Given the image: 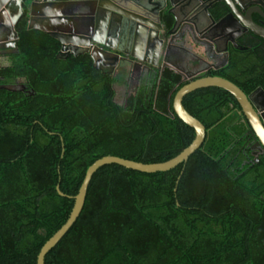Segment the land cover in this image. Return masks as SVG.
I'll list each match as a JSON object with an SVG mask.
<instances>
[{"label":"trees","instance_id":"obj_1","mask_svg":"<svg viewBox=\"0 0 264 264\" xmlns=\"http://www.w3.org/2000/svg\"><path fill=\"white\" fill-rule=\"evenodd\" d=\"M30 1L16 47L0 54V85H14L0 88V264L36 263L97 159L161 163L195 136L172 109L181 74L165 67L123 81L88 53L60 56L57 39L27 28ZM255 63L232 50L207 75L246 93L264 89L263 76L246 73ZM182 105L205 128L199 149L165 172L99 168L44 264H264V153L244 164L248 137L235 133L239 106L227 91L197 89Z\"/></svg>","mask_w":264,"mask_h":264},{"label":"water","instance_id":"obj_2","mask_svg":"<svg viewBox=\"0 0 264 264\" xmlns=\"http://www.w3.org/2000/svg\"><path fill=\"white\" fill-rule=\"evenodd\" d=\"M216 2H221L228 11L223 17L219 16L223 6H214ZM23 3L25 0H0V14H3L9 31V35L0 42H10L13 48L17 42L14 26L23 15ZM27 12V28L44 31L57 39L61 45L60 56L88 53L95 69L109 68L110 73L126 62L131 69L133 66L153 71L158 69L161 75L163 68H171L170 53L180 48L179 43L185 39L192 46L203 49V53L207 47L216 50L215 39L205 36L196 39L192 33L203 17L210 21L211 28L227 20L238 27L248 26L255 36L264 39V29L250 24V18L243 14L237 0H32ZM168 17L171 19L170 25L167 23ZM185 22H190L193 28L189 25L188 30L184 31L182 26ZM178 27L183 30V36L176 38ZM227 41L233 44L232 39ZM225 52V55L228 54L227 46ZM171 69L181 74L186 82L175 93L172 109L184 124L194 130L191 144L177 156L161 163L146 164L116 156H104L94 161L87 168L79 190L73 197L74 203L67 220L40 248L35 264H44L46 254L73 225L82 210L88 184L99 168L115 164L146 174L165 172L185 163L199 149L205 138V128L182 105L183 97L197 89L216 87L231 94L255 133L256 145L264 150V113H261V121L252 106L253 101L240 88L222 77L207 75L210 67L203 73L185 72L175 67ZM0 88L11 89L6 85H0ZM257 90L263 92L261 88ZM56 190L60 196H64L58 186Z\"/></svg>","mask_w":264,"mask_h":264},{"label":"flooded vegetation","instance_id":"obj_3","mask_svg":"<svg viewBox=\"0 0 264 264\" xmlns=\"http://www.w3.org/2000/svg\"><path fill=\"white\" fill-rule=\"evenodd\" d=\"M237 1L239 2L241 8L243 9V14L244 15L247 14L246 16L250 18V22H251L250 24L253 27H259V28L264 29V0H237ZM221 4H222L221 2H216L214 4V6H223ZM227 12L228 11L223 6V9L219 13L220 14L219 16L223 17ZM187 19H190V18H187ZM187 19H185V20H187ZM246 20H247V18H246ZM190 22H191V20H190ZM190 22L189 23L185 22V25L183 24V26L181 24L184 31L188 30L189 25L191 26ZM204 24H205L204 26L200 25L201 27H199V25L196 26V30L195 31L193 30L192 33L196 39H198L197 37H201V36H205L206 38L215 39L216 45H217L216 50L215 49L209 50V48L207 47L206 52H204L203 57H200V56L198 57L200 60L199 64H198V62L195 63L193 61L192 62L190 61L189 66L193 67V69L192 70L191 69L185 70V72L200 71L203 73V71L206 70L207 67H210V69H212L211 67H213L216 70L222 69L228 63L230 52H232V50H233L235 54L242 55L246 61L247 60L256 61V63L253 65H246V66H248L246 68L247 74H250L251 76H255L256 78H257V76L258 77H260V76L264 77V39H262L258 36H255L252 33V31L248 28V26L247 27L245 26V28L242 26L238 27V26H235L233 23H231L230 21H227V20L225 22H222L218 26H214L212 28L209 27L210 26L209 20L206 21ZM0 25L3 26V27L0 26V40H2L3 38H6L9 35V31L6 28V21H5L3 14H0ZM229 27H230V29H228ZM183 30L180 29V27H178L176 29V33H175L176 38L179 37V35L183 36ZM196 39H194V40H196ZM231 39H232L233 44H231L230 41H227V40H231ZM226 42H227V45H226ZM225 46H227V50H228V54H226V55H225V53H226L225 52ZM13 49L14 48L11 46L10 42H0V54L9 53ZM217 51H220V53L219 52L217 53ZM191 52H192V50H191ZM192 53L194 54V52H192ZM217 54L220 55V56H218L219 57L218 61L216 62L215 65L211 66V63H209L208 60L213 58V57L216 58ZM201 62H203V64ZM122 67H123L122 65H119V68H117L118 70L117 71L114 70L113 73H115V72H116L115 74L119 73V71H120L119 69H121ZM154 69H156V68H154ZM215 69H213V70H215ZM102 70L110 72L109 68L102 67ZM134 72H139L141 77L146 76V79H149L153 70H151V69L145 70L139 66H133L132 67V73L129 74L128 81H130L131 75ZM6 86L14 88L13 87L14 85H6ZM258 88H261V90L263 92L257 90ZM244 94L247 97H249L250 100L253 101L252 106L255 109V111L257 112V115L259 116L261 121H263V118L261 117V113H264V89L260 86H257L256 88H254L250 92H247V93L245 92ZM256 107L259 109V111L256 109ZM236 112H237L239 118H238V120L235 119V121H234V124L237 126L235 133H237V135H242V136L248 137L246 139V148H249V150H250L251 159L245 161L244 164L247 163V165L251 166L254 162L257 161V158L262 153H264V150L261 147H259L258 145H256L257 140L254 138L255 133L252 131L250 125L248 124L245 117L241 113L240 108Z\"/></svg>","mask_w":264,"mask_h":264},{"label":"crops","instance_id":"obj_4","mask_svg":"<svg viewBox=\"0 0 264 264\" xmlns=\"http://www.w3.org/2000/svg\"><path fill=\"white\" fill-rule=\"evenodd\" d=\"M206 21H208V19H205V17H203L202 22L198 23L199 27H201L200 25L204 26L205 25L204 23ZM50 26H53V25H50ZM179 47L180 48H176L169 55V61H170L171 68L175 67L177 70H190V69L192 70L193 67L189 66L190 61L191 62L193 61L195 63L198 62V64L200 62L199 58L191 52L192 45L188 43L187 39H185L179 43ZM218 56H220V55L217 54L216 58L213 57V58L209 59L208 62L211 63L212 66L215 65L216 62L218 61V58H219ZM201 63L203 64V62H201ZM121 65L123 67L121 69H119L120 71L116 75H117L118 79H121L123 81H128V79H129L128 77H129V74L132 73V69L130 68V65L127 64L126 62L121 63ZM117 70L118 69H116V71Z\"/></svg>","mask_w":264,"mask_h":264},{"label":"rangeland","instance_id":"obj_5","mask_svg":"<svg viewBox=\"0 0 264 264\" xmlns=\"http://www.w3.org/2000/svg\"><path fill=\"white\" fill-rule=\"evenodd\" d=\"M9 87V86H8ZM10 88H12V87H10Z\"/></svg>","mask_w":264,"mask_h":264}]
</instances>
